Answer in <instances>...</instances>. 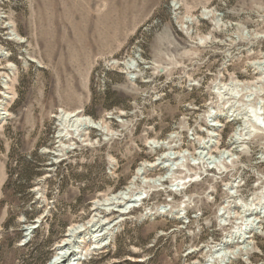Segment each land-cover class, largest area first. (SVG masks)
<instances>
[{
    "label": "rangeland",
    "instance_id": "1",
    "mask_svg": "<svg viewBox=\"0 0 264 264\" xmlns=\"http://www.w3.org/2000/svg\"><path fill=\"white\" fill-rule=\"evenodd\" d=\"M262 121L264 0H0V264H47L93 219L107 245L82 232L77 264H205L241 224L228 192L264 186ZM169 154L182 187L137 177ZM132 185L127 213L97 210ZM249 236L230 264H264V218Z\"/></svg>",
    "mask_w": 264,
    "mask_h": 264
},
{
    "label": "bare ground",
    "instance_id": "2",
    "mask_svg": "<svg viewBox=\"0 0 264 264\" xmlns=\"http://www.w3.org/2000/svg\"><path fill=\"white\" fill-rule=\"evenodd\" d=\"M260 114H261L260 112L256 111L255 114L253 115V118H255L256 121H258V122L261 120ZM75 117H76V115H73L70 113L69 114L65 113L62 116V118L65 120L66 119L67 120L68 119L74 120V123L77 126L82 125L81 123H83L84 121H86V123L88 122L87 124L89 126H91L92 125L91 123H93L89 119L88 120L84 119V118L82 119L78 116H77V118H75ZM263 122L264 121H262V123ZM260 123H261V121H260ZM252 131L253 130H252V127L250 126L249 122H245L243 124V126L238 128V130L235 132V134L232 138L233 139L232 143L236 144V143H239L245 139H248L250 134L252 133ZM210 145H211V139L206 141L205 143H203V149L210 148ZM228 151L227 150L222 151L220 156H218V157H213V156L207 157V154H209V153H205L202 150L200 153H198L199 156H196V158H194V160H195L194 165L201 164V162H203V160H205L207 165L210 167H213V168L222 167V165L228 159L229 152H230V151L229 152ZM177 157L178 156H173L171 154L164 155L163 157L158 158L156 161L148 163L147 165L138 169L137 177L140 179V177L146 175L149 171H152V170L158 169V168H166V169H169L170 174H172L171 176H169L170 174H168L166 176H159L155 179L146 181V183H148L150 187L154 184H155V186L162 185L163 183L165 184V182L168 181L169 178L174 179L175 176H173V175L176 174V172L179 171L181 168L180 163L178 162V160H176ZM186 164H188V163H186ZM174 182H175V185L177 187H182V185L184 183H186V179L175 178ZM133 186L134 185L129 186L125 190L119 191L116 194L105 198L103 200V203L97 204V210H104V211L112 213V214L113 213H119V214L127 213L130 208L135 207L140 201H142L144 199L141 196V194L138 195V193L137 194L134 193V191H133L134 187ZM232 188L233 187H231V189ZM256 190H259V191H256ZM256 190L254 193H252L250 199H248L246 201H242V200L235 198V197H237V195L235 194L236 190L228 192V200H229L228 203L230 202L229 205L231 207L233 206V208H236V209L241 211V214L239 217V220H241V224H239V226H236V228L233 231H231L229 234H227L218 244H216L215 246L212 247V253H211L210 257L206 260L205 264H230V262H232L234 259H237L238 255H239L238 254L239 249L238 250L230 249V246L232 244H234L236 241L245 242L247 238H250L249 234L253 230L257 229L258 226H260V224L263 222V218H264V186H263V188L256 189ZM97 203H99V202H97ZM224 214L227 216V218L230 215L228 212L227 213L225 212ZM107 222H109V221H107ZM107 222H104L102 219L101 220L93 219L91 222L89 221V223L86 227H83L82 225H76V226L71 227L68 231V234L66 235V238L62 241V243H60L57 246L58 253L47 264H77L75 262L82 259V257L79 255H80V253H83V252L78 250V247H80V246L77 245L78 243L84 242L82 240L81 241L77 240L78 235L82 234V232L83 233H85L86 231L92 232V235H93V236H91L92 242L94 241L96 243L94 245V247L102 248V246H106L107 240L110 236L109 231H110V227H111V225H110V227L107 226V224H108ZM34 227H35L34 225L31 226L28 229V231L29 232L32 231L34 229ZM84 228H85V230H84ZM86 246L87 245L85 244L84 247L86 248ZM74 247H75V249H74Z\"/></svg>",
    "mask_w": 264,
    "mask_h": 264
}]
</instances>
